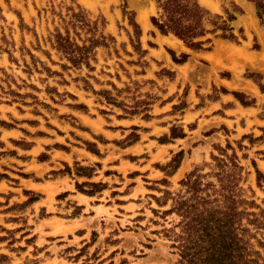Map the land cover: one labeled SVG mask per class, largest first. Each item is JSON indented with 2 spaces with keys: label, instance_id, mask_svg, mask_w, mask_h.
<instances>
[{
  "label": "rangeland",
  "instance_id": "rangeland-1",
  "mask_svg": "<svg viewBox=\"0 0 264 264\" xmlns=\"http://www.w3.org/2000/svg\"><path fill=\"white\" fill-rule=\"evenodd\" d=\"M105 2L0 0V264H180L193 218L264 264V50L236 9L194 48Z\"/></svg>",
  "mask_w": 264,
  "mask_h": 264
},
{
  "label": "trees",
  "instance_id": "trees-1",
  "mask_svg": "<svg viewBox=\"0 0 264 264\" xmlns=\"http://www.w3.org/2000/svg\"><path fill=\"white\" fill-rule=\"evenodd\" d=\"M158 3L159 7L163 8L165 12L171 10L173 13L187 14L193 17H202L204 13L209 12L201 6L197 0H166L165 4H161L160 0H158ZM256 7L258 15H264V3H260L258 0ZM236 10L240 11L238 8ZM234 17V14H229L230 19ZM152 21L162 33H169V31L160 24L157 16H153ZM217 29L223 31L222 36L228 37L226 35V31L230 29L228 22L222 23ZM208 33L211 32H202L201 37ZM173 34L182 39L178 33ZM230 36L234 37L232 34ZM102 38L104 39V36H102ZM103 41L104 40H94V44L103 43ZM209 41L210 39L207 38L205 40H197L190 44H186L194 48H202L203 44ZM57 42L59 47L67 54L69 49L73 47V43L60 34L57 35ZM75 48L79 49L81 54L78 57H71L70 59L73 63L79 64L85 60V53L89 51V48L80 47L78 45H75ZM174 59L176 60V58ZM193 220L194 218L186 222L187 241L181 245L180 264H262L260 262L259 252L250 250L248 240H243L240 237V246L236 249L238 243L237 241L235 242L236 237L231 235L227 222H222V219L217 218L211 223V220L208 218H202L197 221V226L195 225V228L197 227L198 229H195L193 234L191 230L194 227L192 223Z\"/></svg>",
  "mask_w": 264,
  "mask_h": 264
},
{
  "label": "clouds",
  "instance_id": "clouds-1",
  "mask_svg": "<svg viewBox=\"0 0 264 264\" xmlns=\"http://www.w3.org/2000/svg\"><path fill=\"white\" fill-rule=\"evenodd\" d=\"M166 0H160L161 4H165ZM258 0H217L214 8L204 13L202 17L196 16L193 17L187 14L173 13L171 10L165 12L163 8L159 9V14L157 19L160 24L163 25L169 33H178L185 43H192L193 41L200 40L202 32H211L215 35L217 28L222 23L228 22V17L226 13H232L235 9H240L243 11V15H240V12L237 11V20L233 23L239 27L241 24L244 26L245 33L249 41L252 40V37L255 36L256 41L260 44L262 50H264V25L253 22V19L256 14V4ZM260 3H264V0H259ZM55 3L59 4L60 0H55ZM72 0H63V5L67 6L71 4ZM109 6L112 8L111 16L119 19V9L124 6V0H106L105 4L102 5V8L107 14V9ZM218 14V15H217ZM129 15H133L131 10H129ZM171 17V18H170ZM95 17H93L94 19ZM120 23H123V20H120ZM129 34H131L129 32ZM159 36V33H156ZM84 36V33H80V37H77L75 33L72 34L71 40L74 42L73 47L69 49L68 55L70 57H78L81 53L79 49L75 48V44H80L82 42L81 37ZM181 47L177 51L179 55L180 51H186ZM264 59V58H262ZM207 171V169H205ZM177 231H179L177 229ZM174 260L177 257L173 258ZM144 264H148V261H145Z\"/></svg>",
  "mask_w": 264,
  "mask_h": 264
},
{
  "label": "bare ground",
  "instance_id": "bare-ground-1",
  "mask_svg": "<svg viewBox=\"0 0 264 264\" xmlns=\"http://www.w3.org/2000/svg\"><path fill=\"white\" fill-rule=\"evenodd\" d=\"M203 2H206L207 0H202ZM144 10H141V11H139V20L141 21V22H143L144 24H146L147 23V16H146V14L143 12ZM147 25V24H146ZM174 39H175V41L174 42H177L178 40L174 37ZM179 42V41H178Z\"/></svg>",
  "mask_w": 264,
  "mask_h": 264
}]
</instances>
